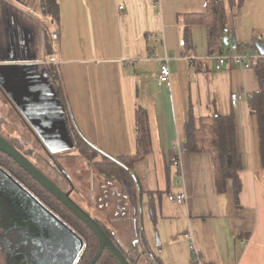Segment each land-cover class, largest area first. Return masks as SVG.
Listing matches in <instances>:
<instances>
[{"label":"crops","instance_id":"0c3cea01","mask_svg":"<svg viewBox=\"0 0 264 264\" xmlns=\"http://www.w3.org/2000/svg\"><path fill=\"white\" fill-rule=\"evenodd\" d=\"M57 2L60 21L54 26L41 14L39 0H0V117L21 134H30V126L50 152L74 151V129L94 149L118 158L135 153L134 112L144 108L151 153L133 172L143 193L141 227L150 253L160 264H197L191 233L200 263L249 264L251 241L264 222L257 187L264 169L256 121L247 108L258 83L251 69L229 63L215 69L202 26L191 30L195 53L183 54L177 18L204 13V0ZM227 16L238 43L257 36L264 48V0H244ZM163 58H168L169 87L157 80ZM232 94L241 96L235 108ZM189 104L195 119L235 115L243 160L240 208L233 205L230 186L216 195L207 155L181 153L179 175L171 166L167 175L169 155L183 140ZM181 191L182 205L166 199ZM147 194L153 196L155 224Z\"/></svg>","mask_w":264,"mask_h":264},{"label":"trees","instance_id":"16d2710c","mask_svg":"<svg viewBox=\"0 0 264 264\" xmlns=\"http://www.w3.org/2000/svg\"><path fill=\"white\" fill-rule=\"evenodd\" d=\"M243 3L244 0H204V13L179 15L177 21L181 26L180 46L185 56L187 54L193 55L195 53V47L192 42L191 30L194 26H202L206 31L208 56L213 54H227L230 56L228 62L232 67H236L232 59L233 56L250 54L257 56L256 59L251 60L249 63L250 69L253 71L257 80L258 90L252 93L247 99V108L256 121L258 155L260 165L264 169V55L260 54L259 51L262 41L259 37L253 36L247 44L238 43L235 39L234 30L228 23L227 16L228 10L234 8L239 10L242 8ZM39 8L41 14L49 19L54 26L58 25L60 21V9L57 0H39ZM225 37L228 40H234V48L231 45L225 46L223 41ZM54 79L59 83L56 72L54 73ZM134 128L135 153L131 156L118 158L108 157L94 149L72 129L74 151L68 153L51 152L55 154L56 162L62 166L65 165L67 168L65 169L63 166L68 173V177L65 179L50 161L32 134L28 132H25V134L17 132V128L14 125L0 117V133L61 190L68 191L70 189L68 187H71L70 184H73V192L71 193L73 201L85 211L86 209L82 207L79 203L80 201L93 210L94 215L86 212L93 218L111 242L119 248L130 264H135L136 262L137 264H160L158 258L150 253L144 242L139 219L141 217V197H143V193L140 187L137 186L138 182L133 172L134 165L145 159L151 153L147 112L140 106H136L135 108ZM179 146L181 152L184 154H202L209 156L216 194H225L230 186L234 205L238 208L239 196L242 190L239 173L243 168V160L237 149L234 113L231 112L227 116L214 113L207 117L195 119L193 109L191 104H189L187 119L183 124V140ZM173 156L174 152H171L169 155V167L166 168L167 175L171 166L170 159ZM79 161L82 162L88 172L90 171L89 173L92 175V179L95 180L97 185L107 191L108 195L113 192L118 194L115 196L116 205L113 204V199L109 202L114 205L111 209L105 206L95 208L93 205V197L84 198L80 196L82 194H79L78 188L74 183V175L77 173L78 167L81 166ZM0 169L9 174L79 237L81 236L83 248L78 256L77 262L79 261V264H88L98 250V241L92 231L43 186L38 184L27 172L21 169L11 158L1 152ZM106 173L108 174L106 175ZM176 174L179 175L178 170ZM85 182L89 184V180H84ZM231 186L236 187L232 188ZM236 192H238L237 195ZM86 193L89 194L90 190L86 189ZM152 197V194H147L146 202L148 215L152 223L155 224V208ZM17 219L20 220L9 201V195L6 194L0 184V236L3 238L1 243L5 242L9 247L15 242L22 244L27 237L20 235L18 232L23 227V221L20 220L18 223L16 221ZM7 226L8 230L3 235L1 229ZM122 227H125L127 230L124 234L121 232ZM127 232L128 237L123 239L127 235ZM10 256L15 257L10 253L6 259L7 264H10ZM95 264L117 263L107 249L104 248Z\"/></svg>","mask_w":264,"mask_h":264},{"label":"water","instance_id":"95a60500","mask_svg":"<svg viewBox=\"0 0 264 264\" xmlns=\"http://www.w3.org/2000/svg\"><path fill=\"white\" fill-rule=\"evenodd\" d=\"M223 41L225 46L231 45L234 48L233 39L228 40L225 37ZM260 50L264 51V48L261 46ZM262 53L264 54V52ZM27 128L57 170L67 179L68 173L60 163L56 162L55 154L41 144L30 126L27 125ZM0 152L11 158L92 231L98 241V250L88 264H95L104 248L107 249L117 264H130L93 218L73 201L71 198L73 186L71 184L68 191L61 190L1 133ZM0 184L6 194L9 195V201L15 214L23 221L22 225L25 229L29 231L28 236L24 239V242L27 243V251L24 252L26 264H79L77 259L83 248L81 238L2 169H0ZM20 220L17 219L16 221Z\"/></svg>","mask_w":264,"mask_h":264},{"label":"rangeland","instance_id":"374dc122","mask_svg":"<svg viewBox=\"0 0 264 264\" xmlns=\"http://www.w3.org/2000/svg\"><path fill=\"white\" fill-rule=\"evenodd\" d=\"M260 45L262 46L261 43H260ZM62 141H63V139H62ZM63 147L68 148L67 146H63ZM63 153H68V151L65 150V151H63ZM79 163L81 166L79 165L80 167H78L77 173L74 175V180H75L74 183H75L76 187L78 188L79 194H82L80 196L84 197V198L93 197L94 198L93 205L95 206V208L105 206V207H108L109 209H111L114 205H116L115 196L118 194H115L113 192L114 191L113 190L112 191L113 193L108 195L107 191H105L103 188H101L99 185H97L95 180L92 179V175L89 173L90 171L88 172V170L83 166L82 162L79 161ZM63 166L65 167V165H63ZM65 169H67V168L65 167ZM84 180H89V184L86 182L84 183ZM257 187H258V197H259L258 203H259V208L261 210L260 217L264 218V174H260V173L257 174ZM86 189L90 190L89 194L86 193ZM112 199L114 200V203H113L114 205H112V203H109L110 201H112ZM79 203L82 205V207H84L86 209V211L89 214L94 215L93 210L90 207H88L87 205H85L81 201ZM101 214H102V212H101ZM101 214H99V216H101ZM139 219H140V224H141L142 223V217H140ZM126 231L127 230L125 229V227L121 228V232L123 234ZM0 235H1V231H0ZM127 237H128V232H127V235L123 239H126ZM249 241H251V240H249ZM19 245L20 244H18V242L12 243L11 252L14 249V251L12 253L13 256L18 255L19 257L22 258V256H21L22 252H19V250L24 249L25 247L22 246V247L16 249V246H19ZM24 245L26 246V249H27V243L26 242ZM245 245H246V243H245ZM263 245H264V222H262L258 225L256 234H255V238H253V240L251 241V246L249 248L251 249L252 252L248 256L249 264H264V252L262 254V249H263L262 246ZM26 249H25V251H26ZM244 249H245V247H244ZM255 254H256V256H255ZM10 258H13V257L10 256ZM0 264H7L5 257L1 253H0Z\"/></svg>","mask_w":264,"mask_h":264},{"label":"built area","instance_id":"2783aa9c","mask_svg":"<svg viewBox=\"0 0 264 264\" xmlns=\"http://www.w3.org/2000/svg\"><path fill=\"white\" fill-rule=\"evenodd\" d=\"M122 8H119V10H121ZM54 38L57 37V34L56 35H53ZM210 59H212L214 62H215V69L216 70H221L222 67L229 63L228 61L230 60V56L227 55V54H221V55H211L209 56ZM257 56L256 55H236V56H233L232 59L234 60L235 64L237 67H239L240 69H250V61L251 60H254L256 59ZM50 63H54V60L53 59H50L49 60ZM168 58H163L160 60V63H159V66H158V72H157V80L158 82L161 84V85H165V86H170V71H169V67H168ZM241 99V96L239 94H232L231 97H230V103H231V106L233 108H235L237 106V104L239 103ZM172 152H174V156L170 159V162H171V167L175 170L178 169L179 167V157L181 155V150H180V146L179 144H177ZM166 199L174 204V205H182L185 200H186V194L184 192H178V193H173V194H168L166 196ZM189 240H190V243L192 245V255H193V258L195 259L196 263L197 264H202L199 262V260H197L198 258V251L194 245V242L193 240L191 239L192 238V235L191 233L189 234Z\"/></svg>","mask_w":264,"mask_h":264},{"label":"flooded vegetation","instance_id":"af4514ba","mask_svg":"<svg viewBox=\"0 0 264 264\" xmlns=\"http://www.w3.org/2000/svg\"><path fill=\"white\" fill-rule=\"evenodd\" d=\"M9 226V225H8ZM8 226L7 227H5L4 229H1L2 231H3V235H5L6 234V231L8 230ZM18 232L20 233V235H22V236H28V234H29V231H27L26 229H25V227L23 226L22 228H21V230H18ZM3 241V238H2V236H0V253L5 257V259H7L8 257H9V254L11 253V255H12V253H13V251H14V249H13V251L11 252V247H9L5 242H3V243H1ZM24 241H23V243L22 244H20V243H18V244H20L19 246H16V249H18V248H20V247H25L24 249H21V250H19V252H22V254H21V256H22V258L21 257H19L18 255V257L17 256H15V257H13V258H11L9 261H10V264H26V259H25V254H24V252H25V249H26V246L24 245ZM29 250V249H28ZM26 251H27V249H26ZM16 261V262H15Z\"/></svg>","mask_w":264,"mask_h":264},{"label":"bare ground","instance_id":"6f19581e","mask_svg":"<svg viewBox=\"0 0 264 264\" xmlns=\"http://www.w3.org/2000/svg\"><path fill=\"white\" fill-rule=\"evenodd\" d=\"M8 125H9V124H8ZM7 127H8V126H7ZM59 158H60V157H59ZM58 161H59V160H58ZM77 164H78V163H77ZM92 164H93V163H92ZM92 164H91V166H93ZM73 168H74V167H73ZM121 168H122V167H121ZM94 169H95V167H94ZM119 170H121V169H119ZM93 171H94V170H93ZM106 171H107V170H106ZM121 171H122V170H121ZM123 171H124V170H123ZM220 172H221V171H220ZM94 173H95V172H94ZM107 174H108V173H106V175H107ZM223 174H224V173H223ZM72 175H73V174H72ZM88 175H89V174H88ZM100 175H101V174H100ZM225 175H226V174H225ZM226 176H227V175H226ZM94 177H95V176H94ZM103 177H104V176H103ZM95 178H96V177H95ZM229 178H230V177H229ZM132 179H133V177H132ZM134 179H135V178H134ZM225 179H226V177H225ZM227 179H228V178H227ZM218 180H219V179H218ZM218 180H217V181H218ZM221 180H222V179H221ZM136 183H137V182H136ZM215 183H216V182H215ZM79 184H80V183H79ZM217 184H218V183H217ZM72 185H73V184H72ZM82 185H83V184H82ZM133 185H134V184H133ZM219 185H220V183H219ZM137 186H138V185H137ZM221 186H222V185H221ZM237 186H238V185H237ZM231 187H232V186H231ZM233 187H236V186H233ZM233 187H232V188H233ZM68 188H70V187H68ZM84 188H85V187H84ZM238 188H239V187H238ZM216 189H217V188H216ZM219 189H220V187H219ZM235 189H236V188H235ZM238 190H239V189H238ZM74 191H75V190H74ZM220 191H222V190H220ZM260 191H261V190H260ZM217 193H218V192H217ZM223 193H224V191H223ZM237 193H238V192H236V195H237ZM262 193H263V192H262ZM221 194H222V193H221ZM233 194H234V193H233ZM216 195H217V194H216ZM234 196H235V195H234ZM235 198H236V197H235ZM235 201H237V200H235ZM233 203H234V202H233ZM234 204H235V203H234ZM234 204H233V205H234ZM239 208H240V207H239ZM236 209H237V207H236ZM195 214H196V213H195ZM203 215H204V214H203ZM153 216H154V215H153ZM204 216H205V215H204ZM149 218H150V217H149ZM197 218H198V217H197ZM189 219H190V218H189ZM200 219H201V218H200ZM154 220H155V219H154ZM80 237H81V236H80ZM84 238H85V237H84ZM86 246H87V245H86ZM80 256H81V255H80Z\"/></svg>","mask_w":264,"mask_h":264}]
</instances>
